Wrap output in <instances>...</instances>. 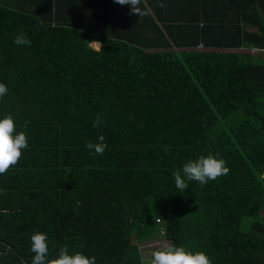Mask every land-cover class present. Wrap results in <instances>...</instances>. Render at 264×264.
I'll list each match as a JSON object with an SVG mask.
<instances>
[{"label": "trees", "instance_id": "1", "mask_svg": "<svg viewBox=\"0 0 264 264\" xmlns=\"http://www.w3.org/2000/svg\"><path fill=\"white\" fill-rule=\"evenodd\" d=\"M136 11L0 0V115L29 138L0 175V264H31L37 231L53 256L97 264H147L140 242L154 233L212 264H264V0ZM21 31L31 46L13 43ZM100 135L103 155L86 148ZM209 153L228 173L180 193L172 173Z\"/></svg>", "mask_w": 264, "mask_h": 264}, {"label": "clouds", "instance_id": "2", "mask_svg": "<svg viewBox=\"0 0 264 264\" xmlns=\"http://www.w3.org/2000/svg\"><path fill=\"white\" fill-rule=\"evenodd\" d=\"M120 5H128L136 11L138 0H114ZM146 14V13H145ZM13 43L18 46H31L29 37L21 31ZM8 86L0 81V99L8 94ZM101 117L96 116L93 127H100ZM29 147V138L25 131L17 130L16 118L13 114L0 115V175L16 165L22 151ZM86 148L98 155H103L107 144L103 135L97 137L95 143L89 142ZM229 171L226 161L218 155L209 153L186 160L182 167L172 173L175 186L182 193L188 188L189 182H198L201 186L215 181L219 176ZM31 252L34 254L31 264H97L95 255L83 251L70 252L61 247L56 255L51 254L48 233L37 231L31 237ZM147 264H212L206 252L193 250L186 245L169 243L159 247L148 254Z\"/></svg>", "mask_w": 264, "mask_h": 264}, {"label": "rangeland", "instance_id": "3", "mask_svg": "<svg viewBox=\"0 0 264 264\" xmlns=\"http://www.w3.org/2000/svg\"><path fill=\"white\" fill-rule=\"evenodd\" d=\"M92 46L95 48H99L100 44L98 42H93ZM261 216L264 218V211L261 212ZM164 228L161 229L163 231ZM164 232V231H163ZM165 244H169V240L161 236L160 233H154V236L147 237L145 240L143 239L140 242V247L144 253H150L151 251L164 246Z\"/></svg>", "mask_w": 264, "mask_h": 264}]
</instances>
